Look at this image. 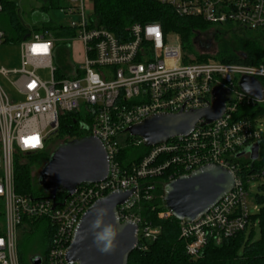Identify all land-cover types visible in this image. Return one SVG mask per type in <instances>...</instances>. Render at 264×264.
<instances>
[{
    "label": "built area",
    "instance_id": "obj_1",
    "mask_svg": "<svg viewBox=\"0 0 264 264\" xmlns=\"http://www.w3.org/2000/svg\"><path fill=\"white\" fill-rule=\"evenodd\" d=\"M157 1L170 6L177 16L228 26L241 35H264V0ZM93 3L66 0L59 11L68 19L63 26L69 35L55 36L49 29L32 31L19 41L20 66L0 67V264H19V232L40 219L48 224L50 233L45 263L69 264L66 250L81 215L113 191L133 190L117 212L120 222L137 226L136 248L144 250L156 239L159 228L132 211L142 196L150 198L153 184L143 181L160 177L172 181L206 164L229 170L234 184L194 221H178L188 257L196 259L208 243L219 245L257 225L249 210L258 212L259 205L255 201L249 205L248 185L264 174L243 176L237 160L250 159V153L237 155L262 139L264 114L247 115L243 110L264 105V66L225 63L211 56L196 60L194 55H185L177 34L164 35L154 22L131 24L129 38L119 40L96 26ZM4 40L0 27V45ZM72 41L81 45L82 62L69 61L63 48L61 55L66 61L60 64V47ZM207 53L199 50L201 55ZM42 69L49 71V79L39 77ZM242 76L261 82L260 99L241 89ZM8 88L14 94L7 92ZM215 88L223 91L224 111L218 119L208 124L200 120L188 134L150 145L138 161L121 165L118 156L122 147L144 145L141 138L129 135L128 127L149 115L209 107ZM69 114L81 115L79 128L102 143L109 158L106 178L82 183L71 194L62 193L58 198L16 193L15 156L46 150L61 119ZM245 167L249 169L250 164ZM167 215V211L159 214Z\"/></svg>",
    "mask_w": 264,
    "mask_h": 264
},
{
    "label": "trees",
    "instance_id": "obj_2",
    "mask_svg": "<svg viewBox=\"0 0 264 264\" xmlns=\"http://www.w3.org/2000/svg\"><path fill=\"white\" fill-rule=\"evenodd\" d=\"M1 5L3 8L0 11V27L5 33L4 43L19 42L32 31L48 29L47 27L32 29L26 27L19 19L13 1L1 0ZM92 18L97 27L108 30L119 40L129 38L127 29L131 24L154 22L160 25L164 35L177 34L185 55H194L196 60H204L211 56L225 63L264 66V35L246 36L235 33L228 41L221 42L214 55L208 53L201 55L196 47L198 36L211 26L199 18L177 16L170 6L161 4L157 0H94ZM53 33L55 36L69 35L63 25L53 28ZM60 50H63V47H60ZM185 61H187L186 58H184ZM261 81L264 83V79ZM243 111L247 115L264 114V105ZM80 118L81 115L69 114L61 119L57 134L63 138L62 143L87 136V132L78 126ZM261 138L257 159L237 160L243 176L251 173L264 174V132ZM147 150L148 147L145 145L137 150L130 146L122 147L118 159L121 165L125 166L130 161H138ZM49 155L50 152L44 150L31 155L29 159L31 161L40 157L47 161ZM247 163L250 164L249 169L245 167ZM14 170L16 193L37 197L48 194L44 190L42 193L33 190L31 163L20 160L19 155L15 156ZM165 182L163 177L143 181V184H153V189L149 193L150 198L142 196L132 211L153 227L159 228V234L153 242L147 243L146 249H134L128 256L127 264H264V193L258 191L254 197V201L259 205L258 212L252 216V220L257 221L255 227H248L232 237L225 238L219 245L208 243L201 255L191 261L185 252V241L179 236L178 220L168 215L167 217L159 216L161 212L166 211L161 200L162 186ZM258 188L264 189L263 186ZM57 196L62 197V194H57L56 198ZM256 227L259 229V237L253 239ZM33 229L42 232V236L45 233L49 244V227L45 221L41 219L35 221L27 225L23 231L30 233ZM46 250L47 246L43 255L36 254L41 257V264H46L44 260ZM18 261L19 264H31L25 263L19 252Z\"/></svg>",
    "mask_w": 264,
    "mask_h": 264
},
{
    "label": "water",
    "instance_id": "obj_3",
    "mask_svg": "<svg viewBox=\"0 0 264 264\" xmlns=\"http://www.w3.org/2000/svg\"><path fill=\"white\" fill-rule=\"evenodd\" d=\"M209 46V45H208ZM261 82L250 76H242L239 86L246 93L261 98ZM223 91L213 89V104L204 109L187 113L149 115L136 125L128 127L131 136L139 137L149 147L174 136L186 135L202 120L208 124L218 119L224 111ZM251 160L259 155V143L249 147ZM246 153L240 152L237 156ZM108 157L102 143L93 136H85L60 143L51 153L40 171V185L52 198L59 193L71 194L82 183L103 181L108 172ZM234 184L233 174L216 164H206L188 175H181L162 186V205L170 216L190 223L217 203ZM133 190L113 191L93 202L81 215L75 227L65 259L70 264H127L129 254L136 248L137 226L120 222L117 207L126 202ZM103 207V222L110 224L115 237L109 251L102 252L93 240L89 227L94 219V209ZM191 258V261H194ZM31 264H41V257L34 255Z\"/></svg>",
    "mask_w": 264,
    "mask_h": 264
},
{
    "label": "rangeland",
    "instance_id": "obj_4",
    "mask_svg": "<svg viewBox=\"0 0 264 264\" xmlns=\"http://www.w3.org/2000/svg\"><path fill=\"white\" fill-rule=\"evenodd\" d=\"M16 5V11L19 19L23 22V24L32 29L33 27H47L50 31L53 32V28L59 25H66L68 19L66 16L59 11L60 6L66 5V0H11ZM51 1V2H50ZM211 28L202 31L197 39L196 47L199 50H203L208 52L210 55H214L221 42L228 41L231 39L233 34H242L236 31L230 30L228 26H216L210 25ZM247 35L250 33L245 32ZM254 36V35H250ZM249 36V37H250ZM171 38L174 39V36L171 35ZM209 44V46H208ZM66 49L68 60L79 64L82 62L83 53L81 45L75 41L68 43L65 46H62ZM196 48V49H197ZM59 63H65L66 57L62 54V50H60ZM59 63L55 62V65L58 66ZM7 68H17L20 66V48L19 42L14 43H3L0 45V67ZM38 74L44 80L49 79V71L46 69H42L38 71ZM11 95L14 94L13 91L8 88V91ZM264 124V118H263ZM63 142V138L59 136L57 133L51 135V138L46 143V150L50 153L54 150L60 143ZM133 149L140 147H132ZM249 147L246 148V152L249 151ZM50 156V155H49ZM29 156H19L20 160L24 162L31 163V185L34 191L37 193H42L43 188L40 185V171L42 167L45 165V162L40 157H36L35 159L30 158ZM49 159V157H48ZM240 160H244V158H240ZM263 186L264 188V176L260 180L251 181L248 185V202L251 205L254 201V197L257 192L264 193V189H260L258 187ZM252 208V207H251ZM250 208V209H251ZM257 212L253 209L249 210V214L253 216ZM43 226V225H42ZM259 237V229L256 227L255 236L253 239H257ZM48 245L46 241V235L40 231H36L33 229L32 232H19L18 243H17V253L19 252L25 263L30 262V257L35 254H44L46 246ZM48 247V246H47ZM47 251V250H46Z\"/></svg>",
    "mask_w": 264,
    "mask_h": 264
},
{
    "label": "clouds",
    "instance_id": "obj_5",
    "mask_svg": "<svg viewBox=\"0 0 264 264\" xmlns=\"http://www.w3.org/2000/svg\"><path fill=\"white\" fill-rule=\"evenodd\" d=\"M106 209L99 207L94 209V219L91 221L89 227L93 233V240L100 251H109L112 247L115 231L110 224L103 222V217Z\"/></svg>",
    "mask_w": 264,
    "mask_h": 264
},
{
    "label": "flooded vegetation",
    "instance_id": "obj_6",
    "mask_svg": "<svg viewBox=\"0 0 264 264\" xmlns=\"http://www.w3.org/2000/svg\"><path fill=\"white\" fill-rule=\"evenodd\" d=\"M52 151H53V150H52ZM46 162H47V161H46ZM46 162H45V163H46ZM35 255H36V254H35ZM32 256H34V255H32ZM32 256H31V257H32ZM31 257H30V258H31Z\"/></svg>",
    "mask_w": 264,
    "mask_h": 264
}]
</instances>
